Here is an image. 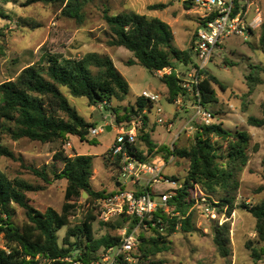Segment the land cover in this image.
Instances as JSON below:
<instances>
[{"label": "rangeland", "instance_id": "374dc122", "mask_svg": "<svg viewBox=\"0 0 264 264\" xmlns=\"http://www.w3.org/2000/svg\"><path fill=\"white\" fill-rule=\"evenodd\" d=\"M28 1L0 0V11L5 15L0 14V84L16 79L24 68L37 64L47 55H57L61 59H81L89 53L111 58L129 84V93L123 101L115 98L106 100L108 104L102 108L100 107L102 103L91 105L88 99L75 98L70 95L67 88H61L70 105L93 124V127L112 126L113 130H106L97 137L93 138L88 134L85 140H81L77 136H70L66 141L43 144L27 138L15 141L0 127V144L16 157L12 159L0 155V170L11 180L23 179L40 188L39 191L26 193L31 205L41 212L48 208L61 212L67 187L66 179L57 178L64 167V161L56 159L61 155L68 158L76 155L95 156L91 177L92 188L106 193L115 190L119 172L116 165L114 166L108 159V152L117 136V131L121 128L116 117L122 115L119 113L120 109L131 110L132 107H136L137 100L145 90L163 94L162 106L166 114L175 122L174 128L171 131L167 130L157 124L156 107H147L146 115L150 123L146 132L150 134L151 139L159 145L176 144L179 148L189 147L195 142L198 127L201 126L200 122H193L194 129L186 133L180 134V129L192 119V116H195L196 111L193 109L186 117L180 119V113H173L179 110L174 103L169 102L168 89L161 81V77L153 75L140 64L129 66V61L134 59L133 53L124 47L109 44L112 31L104 17L107 11L109 15L135 12L160 18L171 26L174 33L173 44L181 50H186L192 47L196 31L201 24L196 8L186 5L185 1L188 0H83L85 5L82 23L64 16L62 8L57 5L28 4ZM241 2L246 9L249 8L246 24L248 29L252 30V34L232 35L225 39L213 56L212 62L208 63L206 70L216 76L224 86V89L215 86L218 100L208 106L214 115L213 123L222 124L231 132L246 131L252 135L248 152L249 162L238 176L240 182L238 189L229 192L220 191L218 195L208 196L210 199L194 204L190 210L194 231L185 232L179 227L168 238L169 250L151 257L146 263L264 264V259L255 263L251 257L249 246L261 247L263 244L258 240L256 220L241 208L244 203L256 205L264 200V128L248 124L250 116L263 117L264 52L259 45L258 36L261 31L258 27L262 20L264 21V0H241ZM159 3L169 6L164 10L149 9V6ZM258 10L261 12V20H258ZM191 58L189 64L176 62V68L180 71L183 81L188 79L187 74L195 65L193 50ZM252 65L258 67L256 69L261 83L254 86L250 92L247 77ZM186 100L185 107L192 106V98ZM142 116L133 120L143 122ZM130 123L123 122V125L128 127ZM141 125L138 128L139 132L142 129ZM67 141L72 143L71 150L66 148ZM138 147L148 151L143 141L139 140ZM188 169L187 159L173 158L166 161L163 175L170 180L177 178L176 185L180 187L186 180ZM36 171L45 173L49 182L36 174ZM168 186L171 185H159L157 192H163ZM221 197L234 199L236 208L231 215L227 213V208L215 206ZM87 199L88 196H82L76 201L70 225L58 231L60 245L63 244L70 229L81 227L84 223L90 210ZM11 212L12 221L19 227L23 226L27 221L25 210L13 203ZM223 224L229 228L227 254L221 252L214 241V228ZM131 225L129 218L121 217L111 224H106L99 216L93 224L94 236L96 239L105 235L122 237L124 228L129 229ZM144 234L146 238L154 236L152 230L144 231ZM80 236L72 237L71 241H78ZM82 241L86 245L87 240L84 238ZM4 243L1 238L0 248L4 247ZM138 250L133 251L131 256H135ZM103 252L101 250L99 254ZM132 261L137 260L133 258Z\"/></svg>", "mask_w": 264, "mask_h": 264}, {"label": "trees", "instance_id": "16d2710c", "mask_svg": "<svg viewBox=\"0 0 264 264\" xmlns=\"http://www.w3.org/2000/svg\"><path fill=\"white\" fill-rule=\"evenodd\" d=\"M7 1V0H5ZM194 4V0L185 1ZM53 4L62 8V14L77 22L84 21L83 0H29L28 4ZM168 4L159 3L149 6L150 10H164ZM234 14L242 7L241 0H233ZM189 8V7H188ZM245 9V7H243ZM0 14L5 16L0 11ZM112 31L111 46L124 47L131 51L134 59L129 66L140 64L155 75L158 70L167 67L176 68L177 63L189 64L192 57V47L181 50L174 44V33L171 26L160 18L148 17L135 12L104 16ZM201 23V21H200ZM251 30V29H250ZM252 31V30H251ZM259 45L264 52V21L260 25ZM195 39V38H194ZM255 65L251 66L248 75L250 92L254 86L261 83ZM205 76L201 85L205 106L216 102L217 90L215 86L224 89L218 78L203 71ZM168 89L170 103L186 90L181 86L182 79L175 73L161 78ZM61 88H67L75 98H86L91 105L103 103L106 100L117 99L123 101L129 93V84L115 67L109 57L97 53H89L81 59H61L57 55H47L37 64L24 68L16 79L0 84V127L15 141L30 139L43 144L66 141L70 136H77L85 140L89 129L94 125L83 118L73 108ZM151 108L149 101L142 96L137 100L136 107L131 110L122 108L121 116L116 117L118 124L132 122L135 117L143 115L144 126L139 132V140L148 149H141L134 145L137 156L150 161L157 156H163L166 161L171 157L187 159L189 161L188 175L185 182L176 191V195L168 204L173 208L169 215L159 210L152 222H157L153 228L154 236L144 237L140 233L138 253L134 256L137 261L128 262L125 255L120 257V264H154L146 263L151 257L169 250L168 238L180 227L182 231L193 232V216L190 212L195 204L193 190L198 185L207 195L214 197L220 191L229 192L238 189V176L249 162V148L252 135L246 131L231 132L222 124H211L198 127L195 142L184 148L159 145L146 132L148 117L146 108ZM263 117L250 116L248 124L253 127L264 128ZM117 111V109H114ZM118 112V111H117ZM0 155L15 159L14 153L0 144ZM95 156L76 155L75 157L56 158L64 161V167L57 178L66 179L65 203L61 212L48 208L41 212L30 204L26 193L39 191L36 187L23 179L11 180L0 170V239L4 240V247L0 248V264H69L66 259L73 258L91 264L99 259V252L110 247L120 245L121 237L105 235L99 239L94 236L93 224L100 216L98 207L93 205L95 199L113 195L123 189L116 188L110 193L95 191L92 188L93 160ZM118 170L119 164L112 163ZM36 174L48 181L45 173ZM178 181L177 178H173ZM88 194L90 204L84 223L81 227L70 229L63 240L58 242V231L70 225V219L76 208V201ZM210 199V197H209ZM215 206L227 208L228 214L235 210L234 199L221 197ZM17 204L26 212L27 221L19 227L12 221L11 205ZM241 208L250 213L256 220V233L261 247L249 246L251 257L255 263L264 259V200L256 205L244 203ZM160 221V222H158ZM107 224V223H106ZM109 224V223H108ZM111 224V223H110ZM134 228L133 225L129 230ZM214 241L221 252L228 253L226 244L229 240L227 225H218L213 230ZM78 241L71 238L79 236ZM86 239L84 245L82 239ZM78 251V252H77Z\"/></svg>", "mask_w": 264, "mask_h": 264}, {"label": "built area", "instance_id": "2783aa9c", "mask_svg": "<svg viewBox=\"0 0 264 264\" xmlns=\"http://www.w3.org/2000/svg\"><path fill=\"white\" fill-rule=\"evenodd\" d=\"M191 5L199 13L201 24L196 31L192 47L195 65L191 72L187 74L188 79L183 81L180 71L172 67L158 70L155 73L161 78L175 73L182 79L181 86L186 90V94L179 96L174 101V105L179 111L185 107L186 99L192 98L191 107H193L196 113L183 126L180 134L193 130V122L195 121L200 122L201 126L213 124V112L203 102L201 88L205 78L203 71L207 69L208 63L212 62L213 56L225 39L232 35L244 36L252 34V31L248 29L246 24L249 8L244 9L243 7L245 6L243 4L237 14H234L233 0H194V4ZM258 13V19L261 20V12L259 10ZM141 96L149 101L151 106L156 107L158 115L157 124L171 131L175 126V122L166 114L162 106L163 94L145 90ZM107 104L105 101L100 107L102 108V106ZM140 124H142V127L144 126V122L142 121H132L128 127L122 125L117 131V136L108 152V159L112 163L119 164L117 182L123 186V189L113 195L95 199L93 202V205L99 209L102 222L111 223L121 217L129 218L134 228L132 230H129L127 227L124 228L120 245L104 250L99 259L93 261L91 264H120V257L122 255L126 256L125 259L128 262H133L131 253L139 248L140 233L153 230L157 226V222H152L154 215L159 210H164L169 215L173 211L168 202L176 195V191L180 187H177L176 180L173 178L170 180L167 176L163 175V168L166 163L163 156H157L150 161H144L137 156V151L133 147L134 145H138L139 142L138 128H140ZM110 126L105 125L101 128L91 127L89 135L93 138L97 137L108 130ZM66 148L71 150L72 143L67 141ZM173 158L175 157H171V159ZM165 184L171 186H168V189L163 192L158 193V186ZM193 194L195 204L198 201H205L209 198L198 185L195 186ZM66 261L69 264H87L83 261H76L73 258H67Z\"/></svg>", "mask_w": 264, "mask_h": 264}, {"label": "crops", "instance_id": "0c3cea01", "mask_svg": "<svg viewBox=\"0 0 264 264\" xmlns=\"http://www.w3.org/2000/svg\"><path fill=\"white\" fill-rule=\"evenodd\" d=\"M258 20H260V19H258ZM255 21H257V19L255 20ZM258 28H260V26L258 27ZM259 37H260V35L258 36V40H259ZM166 86V85H165ZM166 89H167V87H166ZM193 110V107H191V106H187V108H185V109H183L182 111H179V112H176V110L173 112L174 114H178V113H180L181 115L179 116V119L181 118V117H186V115L188 114V113H190L191 111ZM194 116H192L191 118H193ZM179 119H178V121H179ZM149 123L150 122H148V125H149ZM184 126V125H183ZM183 126L181 127V129H180V131L182 130V128H183ZM113 130V129H112Z\"/></svg>", "mask_w": 264, "mask_h": 264}, {"label": "water", "instance_id": "95a60500", "mask_svg": "<svg viewBox=\"0 0 264 264\" xmlns=\"http://www.w3.org/2000/svg\"><path fill=\"white\" fill-rule=\"evenodd\" d=\"M186 5H191V3H186ZM112 130V127H108V131H111ZM120 183L118 184V187H120ZM83 196H88V194L86 192L83 193Z\"/></svg>", "mask_w": 264, "mask_h": 264}]
</instances>
